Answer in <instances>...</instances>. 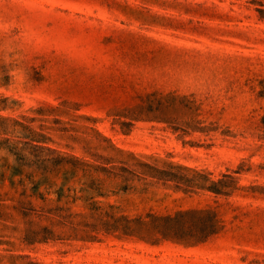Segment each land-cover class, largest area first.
Segmentation results:
<instances>
[{
  "label": "rangeland",
  "instance_id": "1",
  "mask_svg": "<svg viewBox=\"0 0 264 264\" xmlns=\"http://www.w3.org/2000/svg\"><path fill=\"white\" fill-rule=\"evenodd\" d=\"M0 200L14 264H264V0H0Z\"/></svg>",
  "mask_w": 264,
  "mask_h": 264
},
{
  "label": "trees",
  "instance_id": "2",
  "mask_svg": "<svg viewBox=\"0 0 264 264\" xmlns=\"http://www.w3.org/2000/svg\"><path fill=\"white\" fill-rule=\"evenodd\" d=\"M30 205V202L23 203L20 201L14 205H7L0 200V210L11 209L15 211L17 213V216L19 217L15 218L11 215L0 214V232H2L3 230H10L11 232L16 233L21 231L22 235L19 237V240L27 246L33 244L34 242H43L45 238L43 236H40V234H43L46 231V228H39L38 231L34 230V224L29 218V210H31ZM7 222L12 223V225L7 224ZM20 225L22 226L21 229H19ZM0 245L7 246L9 248L8 250H10V248L14 246L12 242L1 239ZM28 258V255L0 254V260L7 259L12 264H14V262L17 260H25Z\"/></svg>",
  "mask_w": 264,
  "mask_h": 264
}]
</instances>
